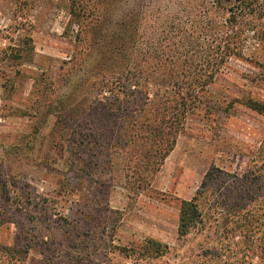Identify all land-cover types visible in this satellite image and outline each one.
<instances>
[{
  "label": "rangeland",
  "instance_id": "1",
  "mask_svg": "<svg viewBox=\"0 0 264 264\" xmlns=\"http://www.w3.org/2000/svg\"><path fill=\"white\" fill-rule=\"evenodd\" d=\"M187 1L0 0V264H212L242 233L264 247V18L186 115L167 118L162 159L139 139L164 121L151 123L154 95L137 94L129 51L110 61L136 15L137 77L173 82L172 58L156 56H181L173 44L203 3ZM200 191L202 229L180 238ZM150 240L169 254L139 257Z\"/></svg>",
  "mask_w": 264,
  "mask_h": 264
},
{
  "label": "trees",
  "instance_id": "2",
  "mask_svg": "<svg viewBox=\"0 0 264 264\" xmlns=\"http://www.w3.org/2000/svg\"><path fill=\"white\" fill-rule=\"evenodd\" d=\"M120 1L110 0V9ZM192 1L194 0H188L187 2ZM200 1H203V3L201 5L197 4L194 9L195 18L192 19L191 32H184L185 35H180L178 41L173 44L181 56H178L177 60L174 61L173 56H160L161 50L156 56L159 61L172 58V62L169 61L170 65L173 63L172 68H174L173 71L170 70V73L174 75L173 82H166L159 87L158 82H150L137 77L142 75L139 72V64L142 60L139 57L135 58L130 52L131 48L134 51L138 42L137 35V38H133L135 21L137 22L135 20L136 15L129 17L128 28L125 25L124 30H122L123 33L119 34V38L113 43V48L110 50V61L113 60L114 63L121 55L128 57L129 51L131 60L128 59L131 62L132 69L127 74H133L131 81H134L132 82L133 86L138 89L137 94L154 95V101L150 102L148 98V105H146L148 108L152 107L155 111L152 115L154 120L151 123L155 122L159 116H164L162 124L158 128L152 129L154 133H151V130L148 131L151 126L150 121L144 123L142 128L146 134L139 136L143 146H149L152 150L155 149L154 156L161 159L164 157V153L161 151L162 143L163 146L168 145V137L171 133L175 134L176 132L174 126L168 123L167 118L171 120L177 119L179 114L180 116L186 115L187 111L193 107V103L197 101V93L206 91L215 82L225 64L233 56L239 54V42L243 40L246 32L252 28L254 21L257 20L255 18L258 16L264 18V0ZM110 44L112 45L111 42ZM183 49L189 50L188 56L180 53ZM161 53L165 54L164 51ZM172 53L174 54L175 52L172 51ZM165 85H168V90H166L167 87ZM168 94L175 95L174 99L171 100L174 104L167 108L165 106L161 108L156 102H164L162 97ZM191 100H194V102L190 106L189 102ZM173 123H176V121H173ZM150 152L148 151L146 155ZM169 152L170 150L166 152L167 155ZM204 193V191H200L191 203H184L180 221V238H188L193 231L202 229L199 227L202 221L199 222L198 220H201L202 217L200 201ZM255 221L257 222L258 219ZM255 235L242 233L240 242H233L226 248L220 247L216 248L215 251L208 252L209 261L212 264H237L238 261H241L238 264H264V257L259 258L258 262H248L257 256L256 250L260 249L261 255H264V247L256 246ZM133 252L135 251L133 250ZM138 254H140L139 257L145 259L152 257L163 258L169 254V248L158 241L150 240L145 250L138 252ZM231 260L234 262L230 263Z\"/></svg>",
  "mask_w": 264,
  "mask_h": 264
}]
</instances>
